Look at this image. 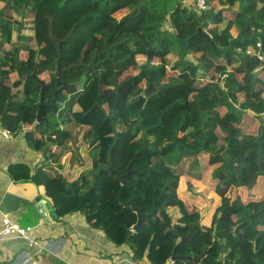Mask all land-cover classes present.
I'll return each instance as SVG.
<instances>
[{"label": "trees", "instance_id": "trees-1", "mask_svg": "<svg viewBox=\"0 0 264 264\" xmlns=\"http://www.w3.org/2000/svg\"><path fill=\"white\" fill-rule=\"evenodd\" d=\"M1 3L12 11L0 5V123L44 155L37 167L10 164L14 181L43 185L56 220L84 215L108 240L127 245L135 264H264V68L246 54L264 41V0H207L203 11L180 0ZM26 24L31 40L16 39L11 25ZM177 38L188 39L189 53ZM49 58H58L67 88L38 123L43 83L47 103L53 87L40 77ZM130 68L137 72L119 80ZM211 71L223 84L199 82ZM36 123L41 131L31 130ZM175 152L179 160L209 155L203 171L212 178L202 181L216 196L203 214L179 194ZM129 164L123 186L118 174ZM122 188L123 200L143 212L157 208L137 231L138 213L121 204ZM174 208L178 227L168 217Z\"/></svg>", "mask_w": 264, "mask_h": 264}, {"label": "crops", "instance_id": "crops-1", "mask_svg": "<svg viewBox=\"0 0 264 264\" xmlns=\"http://www.w3.org/2000/svg\"><path fill=\"white\" fill-rule=\"evenodd\" d=\"M0 5L4 6L3 3ZM54 90L55 87L53 92ZM31 130L38 132L42 129L36 123ZM43 156L42 152L35 151L27 145L23 132L13 133L9 139L0 135V201L6 192L23 196L19 210L11 212L12 217L22 226H34L37 231L31 233L30 236L36 240L40 242L49 240L47 249L41 254L27 252L30 250L27 239L16 237L5 240L0 243V264H135L127 245L119 246L108 240L102 230L95 229L87 223L84 215L74 213L59 220L51 218L45 203L50 202L53 206V202L47 196L43 185L36 186L31 182H16L9 176L8 167L10 164L25 162L31 167H37L43 161ZM193 156L197 157L191 155L188 158ZM177 157V152L169 156L170 159ZM184 159L186 158L180 161ZM207 160L203 167L207 166ZM177 174L181 178L179 194L184 197L187 209L189 211H204L208 207V201L212 200H207L202 205L203 207L198 208L199 199L197 196L201 192L190 193L192 191H187L183 186V174ZM212 197L215 196L212 195ZM176 209L170 210L168 217ZM176 216L177 218L181 216L178 209ZM177 224L178 221L174 225ZM1 225L0 215V228ZM144 264H149V262L145 260Z\"/></svg>", "mask_w": 264, "mask_h": 264}, {"label": "rangeland", "instance_id": "rangeland-1", "mask_svg": "<svg viewBox=\"0 0 264 264\" xmlns=\"http://www.w3.org/2000/svg\"><path fill=\"white\" fill-rule=\"evenodd\" d=\"M192 1L193 0H190V1L184 0L183 3H185L186 5H191ZM4 7H7L8 12H11L12 4H10V5L4 4ZM123 14H124V12L119 13V14L117 13V15H115V16L117 18H119V16L121 17ZM228 15L230 16L231 13H229ZM28 16L29 15H26L25 18H23L22 20H26V19L30 18ZM11 27L14 30V37L16 39H18V40H31V36L28 34L29 33V29H28L29 24H26L25 26H23V28L14 27L13 25H11ZM164 28L169 29L171 34L173 36H175V32L173 31V28L170 27L169 23L168 24L166 23L164 25ZM239 31H240V29L237 26L233 27V33L238 34ZM188 58L193 59V57L191 55L188 56ZM227 58L230 59L231 55L229 54L227 56ZM142 60L143 59H140V61H142ZM48 63H49L48 69L45 70L43 73H41L40 77L46 78L47 80L51 81V83L53 84L51 91L47 93V95H48L47 100H48V103H50L51 100L53 99L54 87H55V90L60 87V83L58 81V58H49ZM136 72H137L136 68H130L129 70H127L123 74V76L120 77L119 80L124 79L128 75H133ZM202 76H203L202 80L199 81L200 83L205 82L206 80H211L214 82L215 81L216 82L222 81V80H218L214 71H211L207 74L203 73ZM163 84H165V81H163ZM222 84H223V81H222ZM239 97H240V100L243 101L244 95L242 93L239 94ZM59 105H60V103H59ZM50 111H51V109H50ZM255 112L260 113L259 110H255ZM260 116L264 117V114H261ZM260 126H261V122L259 119H257L255 122H253L250 130L252 131L253 134L257 135L260 132ZM96 154L97 153H94L93 156H97ZM208 156L209 155H207L206 153L200 154L197 157L193 156V157L188 158V156H186L187 158L184 159L183 161H180L179 159L175 158V159H173V164H172V168L176 173L183 174V179H184L183 186H184V188H186L187 191H193L194 193L201 192V194L197 196L199 199V201L197 202L198 208L203 207L202 205H204L203 204L204 201L213 200L215 198V197L214 198L212 197V195L214 193L206 191V188L204 187L205 184L202 181L205 177H209V179L212 178V172L211 171H209V172L203 171L207 168V166L206 167H203V166L205 165L204 163H206ZM203 174H204V176H203ZM200 175H202V177H200ZM262 183H264V179L261 180V184ZM262 188H263V186H262ZM251 194L252 193H249L248 191L244 192V196L247 198L249 196H252ZM262 194H263V192H262ZM256 195H258V194H256ZM199 202H201V203H199ZM211 202L212 201H208L207 206H209ZM178 212H179V210H178ZM203 212L204 211L202 210L201 213L203 214ZM176 214H177V209L170 213L169 218H170V225L171 226L174 225L176 221H178Z\"/></svg>", "mask_w": 264, "mask_h": 264}, {"label": "water", "instance_id": "water-1", "mask_svg": "<svg viewBox=\"0 0 264 264\" xmlns=\"http://www.w3.org/2000/svg\"><path fill=\"white\" fill-rule=\"evenodd\" d=\"M199 34L203 35V36H208L206 32L203 31V29L201 27H199ZM181 48L183 51L189 53L190 49L188 46V39H184V38H177ZM65 73V71L62 70L61 66L58 65V77L60 76V74ZM45 83H43V87H42V95H41V102H40V107H39V111L37 114V122H41V121H47L46 117L42 116V110L43 109H52L53 107H55L57 100H58V93L65 90L67 88V84L65 82H62L60 84V87L57 88L54 92H53V99L51 100L50 103H47L45 101ZM110 170L112 171L113 169L110 168ZM133 171L132 168V164H129L128 166V171L126 174L124 175H120L118 174L119 178L122 180V185L124 186L126 184L127 178L129 176V174ZM122 193H123V188L120 190L119 192V199L120 202L123 206L125 207H132L136 210V212L138 213L139 219L137 224L134 226V230L137 231L139 229L142 228V222L149 216L153 215L155 213V211L157 210V208L155 207L154 210L150 213H145L143 212L141 209H139L136 204L134 203L133 200H129V201H124L122 198ZM23 200V196L15 194L13 192H6L4 194V196L2 197L1 201H0V207L6 209L9 212H17L21 206ZM47 209L50 211L49 212V216L51 218H55V212H54V207L52 206V204L50 202L45 203ZM175 227H178V224L175 225ZM195 237L192 236L190 238H186L184 236H182L177 244V247L179 246H183L185 245L186 241L188 240H192ZM176 259V254H173L171 261L173 262ZM202 259L201 256H194V255H187L185 256V260L187 261H191V262H200Z\"/></svg>", "mask_w": 264, "mask_h": 264}, {"label": "built area", "instance_id": "built-area-1", "mask_svg": "<svg viewBox=\"0 0 264 264\" xmlns=\"http://www.w3.org/2000/svg\"><path fill=\"white\" fill-rule=\"evenodd\" d=\"M184 2V0H180ZM193 6L198 11H203L208 8L207 0H193ZM246 54L254 56L258 62L260 63L259 69L264 68V41L258 40L254 49L246 50ZM11 129L6 125H2L0 123V135L3 138L9 139L12 137ZM0 215L2 226L0 228V243L8 240L10 238H24L29 242L30 250L27 252L41 254L44 250L47 249V245L49 244V240H45L44 242H40L36 240L34 237L30 236L31 233H34L36 228L34 226H22L18 223L13 217L12 213L7 211L6 209L0 207ZM134 230V228H133ZM135 231V230H134Z\"/></svg>", "mask_w": 264, "mask_h": 264}]
</instances>
